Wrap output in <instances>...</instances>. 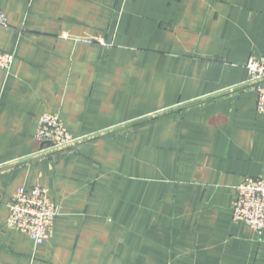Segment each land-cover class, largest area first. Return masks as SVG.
I'll return each mask as SVG.
<instances>
[{"label":"crops","instance_id":"crops-1","mask_svg":"<svg viewBox=\"0 0 264 264\" xmlns=\"http://www.w3.org/2000/svg\"><path fill=\"white\" fill-rule=\"evenodd\" d=\"M0 264H264L232 220L264 173V114L239 87L264 0H0ZM81 140L41 154L40 116ZM57 208L35 245L5 227L19 187Z\"/></svg>","mask_w":264,"mask_h":264},{"label":"built area","instance_id":"built-area-1","mask_svg":"<svg viewBox=\"0 0 264 264\" xmlns=\"http://www.w3.org/2000/svg\"><path fill=\"white\" fill-rule=\"evenodd\" d=\"M5 12L0 9V26H7ZM13 56L0 51V68L8 69ZM246 80L239 86L255 92V108L264 114V55L250 56L244 64ZM36 140L42 154L63 151L80 138L72 137L58 113L45 112L40 116ZM57 208L49 189L40 184L19 187L7 203L5 227L30 237L35 245L46 241L53 230ZM232 220L242 221L255 233L264 237V173L257 177H243L234 188Z\"/></svg>","mask_w":264,"mask_h":264}]
</instances>
